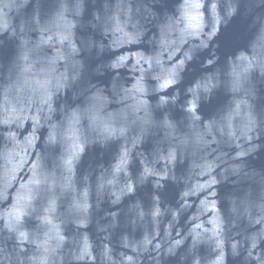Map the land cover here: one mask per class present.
I'll list each match as a JSON object with an SVG mask.
<instances>
[{"label": "water", "instance_id": "1", "mask_svg": "<svg viewBox=\"0 0 264 264\" xmlns=\"http://www.w3.org/2000/svg\"><path fill=\"white\" fill-rule=\"evenodd\" d=\"M0 264H264V0H0Z\"/></svg>", "mask_w": 264, "mask_h": 264}]
</instances>
